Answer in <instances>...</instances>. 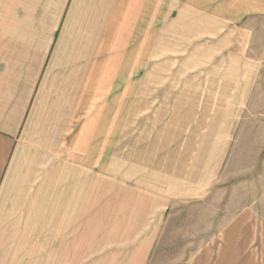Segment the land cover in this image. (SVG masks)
<instances>
[{
	"label": "crops",
	"instance_id": "1",
	"mask_svg": "<svg viewBox=\"0 0 264 264\" xmlns=\"http://www.w3.org/2000/svg\"><path fill=\"white\" fill-rule=\"evenodd\" d=\"M180 7L208 17L206 8L233 7L264 23V0H0V264H83L96 253L92 263L150 264L183 208L205 215L213 191L232 185L257 194L221 212L187 263L264 264V189L232 184L226 167L242 150V114H220V132L199 128L195 141L218 153L203 161L127 170L130 159L122 169L116 159V87L146 67L148 21ZM253 67L252 93L264 103V46L253 48ZM258 115L246 144L259 155Z\"/></svg>",
	"mask_w": 264,
	"mask_h": 264
},
{
	"label": "rangeland",
	"instance_id": "2",
	"mask_svg": "<svg viewBox=\"0 0 264 264\" xmlns=\"http://www.w3.org/2000/svg\"><path fill=\"white\" fill-rule=\"evenodd\" d=\"M206 9L212 16L196 14L194 8L190 12L187 7L163 8V20L148 21L146 35L150 47L146 67L139 62L141 67L137 71L132 69L130 80L125 79L121 82L124 84L116 87L115 114L110 124V129L115 130L116 159L121 169L124 159H130L127 170L148 160L162 159L168 165L188 159L203 161L217 151L195 141L199 128L220 132L227 121L220 119V114H242V150L231 151L232 161L226 167L235 168L237 177L230 180L232 184L259 180L262 191L264 151L255 154L246 143H252L251 134L261 128L258 124L261 118L256 121L258 114H264V103L252 93L257 73L253 67V48L264 46V23L252 22L251 14L236 13L233 7ZM136 44L133 39V51ZM261 80L264 85V71ZM100 116L105 121L111 117ZM105 160L100 168L107 170ZM245 171L248 174H242ZM237 186L215 189L206 204L205 215L183 208L170 230L165 231L150 264H188L197 245L210 232L214 235L218 231L226 216L221 212L230 213L243 201L251 200L249 194L254 197L257 194L232 189ZM87 247L90 245L84 243L85 251L91 250ZM98 257V253L90 254L83 264H100L91 262Z\"/></svg>",
	"mask_w": 264,
	"mask_h": 264
}]
</instances>
